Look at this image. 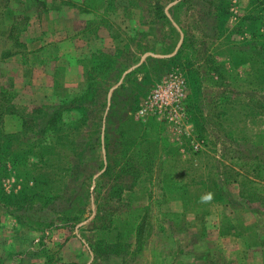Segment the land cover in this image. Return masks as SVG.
<instances>
[{
	"label": "rangeland",
	"instance_id": "1",
	"mask_svg": "<svg viewBox=\"0 0 264 264\" xmlns=\"http://www.w3.org/2000/svg\"><path fill=\"white\" fill-rule=\"evenodd\" d=\"M193 1L172 9L175 16L169 23L149 13L145 1L128 7L122 0H85L78 5L66 0L44 8L54 16L65 10L60 21L45 23L67 35V54L52 58L46 76L40 72L33 79L47 86L36 102H13V90L3 87L0 129L18 126L11 113L14 105L26 112L62 103L73 108L81 102L72 101L94 82L98 98L88 104L91 120L85 128L96 127L113 101L142 123L137 130H126L132 136L129 153L142 147L141 154L135 151L137 156L130 154V159L144 162L157 147L156 169L142 174L132 199L135 207H148L141 210L145 236L137 243L134 235L133 246L122 256L96 254L90 229L97 198L102 197L94 190L88 217L70 228L59 227L57 220L33 230L0 209V264H264V137H258L264 131V84L254 79L250 63H244L248 56L240 49L251 39L241 19L249 0H228L227 20L211 15L219 0ZM175 3L160 0L167 12ZM8 4L0 0V14L11 9ZM20 7L43 12L33 5ZM78 14L85 18L76 20ZM18 18L20 33L31 30L27 12ZM148 19L154 23H146ZM99 27L104 29L100 34ZM260 28L264 39V21ZM150 55L165 60H149ZM106 56L111 59L100 65ZM121 84L126 90L114 92ZM79 117L76 108L63 112L67 122ZM122 122L114 116L109 123V148L118 163L125 161L122 154L116 155L125 146ZM143 127L149 129L147 134ZM103 131L104 126L101 137ZM98 148L105 157L104 138ZM169 177L187 183V192L176 197L164 191L161 187ZM97 178L93 187L99 183L105 190L110 181ZM20 181L7 171L3 186L16 191ZM111 207L123 208L116 199ZM75 251L80 253L77 262L71 258Z\"/></svg>",
	"mask_w": 264,
	"mask_h": 264
},
{
	"label": "trees",
	"instance_id": "2",
	"mask_svg": "<svg viewBox=\"0 0 264 264\" xmlns=\"http://www.w3.org/2000/svg\"><path fill=\"white\" fill-rule=\"evenodd\" d=\"M111 1L117 3L120 0ZM122 1L128 7H137L138 1H145L149 13H154L155 17L169 23L172 21L171 17L175 16L172 9H178L187 0H168V3L176 2L170 7L169 12L165 11L160 0ZM229 5L228 0H219L217 6L210 10L211 15L216 19L222 17V20H227L230 14ZM149 19L146 23L152 25L154 22ZM241 19L242 26H245L251 35V39L240 45L241 54L245 53L248 56L244 63H250L254 79L258 78L264 84V39L261 38L263 34L260 28L264 21V0H249L247 10ZM107 59L111 57H104L100 65L105 64ZM148 59L165 60L151 55ZM143 64L145 65V62ZM91 76L94 80L93 72ZM126 88L125 84H121L114 92ZM109 89L110 87L107 91ZM97 94V86L92 82L84 95L72 101L81 102L73 106L79 110L80 117L70 122L63 119V112L73 108L67 107L64 103L35 106L30 112L20 111L14 105L11 113L18 126L12 131L0 129V209H6L21 225L33 230L51 226L57 220L61 221L60 226H57L70 228L88 217L95 190L102 198H97V213L91 220L90 231H93L95 236L91 247L96 254L110 253L122 256L133 246L131 240L133 241L134 235L137 243L145 236L146 222L145 218L141 217V210L148 207H135L132 199L142 174L152 173L156 169L154 156L157 154V147L155 153L153 151L147 153V160L144 162L134 163L130 159V154L135 157L141 154L138 152L142 147H137L129 153L128 138L132 136L127 134L126 130H137L142 123L137 122L133 114L127 113L123 107L118 109L120 105L113 101L107 109L105 108L106 115L104 112L96 121V127L88 131L85 128L91 120L88 104L96 102ZM104 105L107 107V102ZM260 108L264 109V101L260 103ZM114 116L123 121L119 128L125 131L123 136L126 137L123 150L116 154H122L125 158L121 163L114 161L116 156L112 158L109 148L111 141L109 123L113 121ZM142 129L144 134L149 131L147 127ZM260 136L264 137V131L258 134V137ZM103 138L105 157H100L98 145ZM135 151L137 154L133 153ZM7 171H12L21 180L18 190L8 192L3 186ZM96 177L101 181L105 178L110 181L105 190H102L103 187L99 183L93 187L92 183L96 181ZM161 188L180 197L187 192V183L169 177L164 180ZM114 199L120 201L123 208L127 209L111 207Z\"/></svg>",
	"mask_w": 264,
	"mask_h": 264
},
{
	"label": "crops",
	"instance_id": "3",
	"mask_svg": "<svg viewBox=\"0 0 264 264\" xmlns=\"http://www.w3.org/2000/svg\"><path fill=\"white\" fill-rule=\"evenodd\" d=\"M66 0H7L11 3V9L6 10L5 14H0V92L3 87H10L13 90V102H24L27 104L36 102L41 92H45L47 86L44 83H37L33 81L41 72L46 76V71L49 69L48 64L52 58L57 56L62 57L67 54L63 49L66 44L67 35L62 33L61 28L52 29L45 22L46 19L53 20V18H60L63 16L62 11L58 16L52 15L49 11L44 13L45 7H54L57 4L62 5ZM74 4H83L85 0H71ZM36 6L42 7L43 12L39 13L38 10L21 9L20 6ZM24 11L29 15L32 26L30 31L20 33L16 24L19 22L18 15ZM38 12V13H37ZM83 13V12H82ZM41 16V17H40ZM85 18L83 14H78L76 20ZM55 21V22H57ZM28 26V29H29ZM27 30V29H26ZM103 27H99L98 33L103 31ZM28 32V35L26 34ZM80 32V31H78ZM82 37V33L76 34ZM64 37V38H63ZM81 52L82 50L79 49ZM52 53L54 56H52ZM82 54V53H81ZM35 55L37 58H33ZM7 74L10 78L7 79ZM15 92V93H14ZM39 100V98L37 99ZM34 238V235H33ZM78 251L72 254V260L76 262L80 259Z\"/></svg>",
	"mask_w": 264,
	"mask_h": 264
},
{
	"label": "built area",
	"instance_id": "4",
	"mask_svg": "<svg viewBox=\"0 0 264 264\" xmlns=\"http://www.w3.org/2000/svg\"><path fill=\"white\" fill-rule=\"evenodd\" d=\"M156 93H157V92H155L154 94H156ZM154 94H153V95H154ZM155 96H157V95H155Z\"/></svg>",
	"mask_w": 264,
	"mask_h": 264
}]
</instances>
